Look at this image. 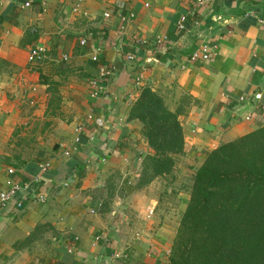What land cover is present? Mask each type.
Segmentation results:
<instances>
[{
  "label": "crops",
  "instance_id": "0c3cea01",
  "mask_svg": "<svg viewBox=\"0 0 264 264\" xmlns=\"http://www.w3.org/2000/svg\"><path fill=\"white\" fill-rule=\"evenodd\" d=\"M26 1L0 0V61L9 68L0 71V195L14 180L23 185L4 205L0 197V264H168L159 232H126L125 212L151 187L121 194L112 185L118 169L152 151L130 108L149 86L178 113L185 152L176 166L183 175L195 174L222 143L258 128L264 0ZM205 45L211 58L192 60ZM36 46L53 49L60 117L47 141L37 136L24 148L17 129L43 116L49 103L45 66L29 61ZM103 68L113 73L102 76Z\"/></svg>",
  "mask_w": 264,
  "mask_h": 264
},
{
  "label": "trees",
  "instance_id": "16d2710c",
  "mask_svg": "<svg viewBox=\"0 0 264 264\" xmlns=\"http://www.w3.org/2000/svg\"><path fill=\"white\" fill-rule=\"evenodd\" d=\"M129 117L155 151L153 177L174 171L185 152L178 113L144 86ZM193 182L168 264H264V122L209 152Z\"/></svg>",
  "mask_w": 264,
  "mask_h": 264
},
{
  "label": "rangeland",
  "instance_id": "374dc122",
  "mask_svg": "<svg viewBox=\"0 0 264 264\" xmlns=\"http://www.w3.org/2000/svg\"><path fill=\"white\" fill-rule=\"evenodd\" d=\"M41 61L45 66L43 69L45 72L41 78L48 85V110L39 119L31 120L28 124H23L17 129V133L20 134L17 141L23 144L24 148L34 147V139L37 136L46 138L45 141H47L51 137V124L55 122V118L60 117L58 111L61 105V95L59 83L53 80V49L45 52V57ZM56 62L65 73L67 69L63 63L66 61ZM6 70L9 71V68L0 61V71L5 72ZM67 72L70 76L74 71ZM151 149L152 151L144 154L136 166L131 165L128 168L118 169L119 174L115 177L112 185L117 187L121 194L128 189L144 190L148 186L151 187L147 195L136 199L137 205L130 206L129 210L125 212L128 223L126 232L128 231L127 234L134 232L141 235H145L146 230L149 232L148 234L159 232L158 238L161 244L158 245L164 250V257L166 256L170 263L180 220L190 201L194 174L183 175V168L178 169L179 166H176L177 168L171 173L154 178V172L150 160H148V156L155 154L154 149L152 147ZM176 169L180 170V174H176ZM127 170H131V173H127ZM151 178L154 179L150 181ZM180 190L183 193L181 196L178 194Z\"/></svg>",
  "mask_w": 264,
  "mask_h": 264
},
{
  "label": "built area",
  "instance_id": "2783aa9c",
  "mask_svg": "<svg viewBox=\"0 0 264 264\" xmlns=\"http://www.w3.org/2000/svg\"><path fill=\"white\" fill-rule=\"evenodd\" d=\"M211 1L212 0H194L196 5H207ZM24 5L25 6H31V1L27 0ZM74 10H76V9H74ZM105 16L109 17L110 14L105 13ZM185 22H186V18L183 16L179 22V27L184 28ZM259 22H260L261 26L264 28V18L259 19ZM86 43H87V40L85 38L81 39V44L85 45ZM46 51H47V49L43 46H36V47L32 48L29 51L30 63H38L41 60H43V58L45 57ZM211 56H212V50H211L210 46L205 45L203 47L202 51L201 50L195 51L191 55V59L197 60L198 58H203L204 60H207V59H210ZM129 58L132 59L133 56L129 55ZM97 59H98V56H94V60H97ZM112 70L113 69H111V68H103V75L102 76L111 75L113 73ZM92 86H93V95L98 96L102 91V88L100 87L99 80L98 79L93 80ZM261 97H262L261 93L255 94V98L260 99ZM241 100L243 101L244 97L241 98ZM83 126H84V124L81 125L80 129H82ZM77 141H79V138H77ZM46 169H47V167L43 166L42 170H46ZM11 172H12V170H11ZM36 180H38V179H36ZM22 187H23V185L21 184L20 181H18V180L12 181L10 187L1 193V195H0L1 203L4 205L8 201H10L11 198L16 196V194L22 189ZM32 198H34L35 200H39V201L45 200V196L43 194H34L32 196ZM97 238H99V237H97Z\"/></svg>",
  "mask_w": 264,
  "mask_h": 264
}]
</instances>
